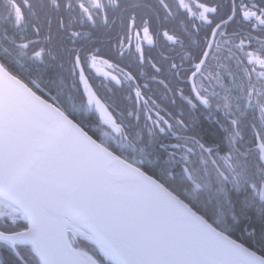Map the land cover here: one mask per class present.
I'll return each instance as SVG.
<instances>
[{
    "label": "snow or ice",
    "instance_id": "snow-or-ice-1",
    "mask_svg": "<svg viewBox=\"0 0 264 264\" xmlns=\"http://www.w3.org/2000/svg\"><path fill=\"white\" fill-rule=\"evenodd\" d=\"M0 264H264V0H0Z\"/></svg>",
    "mask_w": 264,
    "mask_h": 264
}]
</instances>
